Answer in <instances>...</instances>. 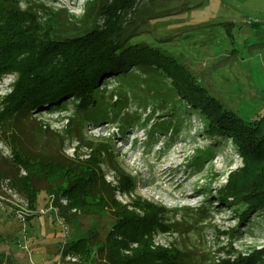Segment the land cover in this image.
Wrapping results in <instances>:
<instances>
[{
    "label": "rangeland",
    "instance_id": "1",
    "mask_svg": "<svg viewBox=\"0 0 264 264\" xmlns=\"http://www.w3.org/2000/svg\"><path fill=\"white\" fill-rule=\"evenodd\" d=\"M18 1L22 10L37 12L43 27L55 12L70 15L72 24L81 26L92 2ZM120 12L124 23L133 26L131 45L146 44L168 54L228 111L245 120L264 117V0H134L130 9ZM103 22L92 9L85 27L103 28ZM11 74L18 80L16 72ZM99 89L102 107L96 110L110 116L101 122H93L90 112L79 117L77 105L72 103L51 113L36 112L32 120L20 117L16 121L13 117L0 123V142L3 140L13 154V159L0 154V169L9 167L2 160L15 158L14 134L23 142L27 137L28 148L41 150L38 145L50 141L54 148L62 145L68 159L81 161L106 144L108 150L99 157L106 181L118 186L116 167L136 182L132 192L116 191L115 200L129 206L128 210H133L136 199L165 209L164 222L173 228L153 234L156 249L180 251L186 264L233 263L264 250V213L252 214L241 223L243 206L237 212L220 200L228 177L244 168L230 139L206 136L198 114L180 115L183 99L157 72L146 74L137 69ZM40 124L48 127L49 133L38 136L32 131ZM245 175L249 179L253 172ZM4 178H0V195L9 199L1 188ZM23 197L29 211L28 216L21 215L24 220L12 209L13 199L0 202L4 220H0V264H73L61 260L64 245L66 250L73 241L93 235L91 247L97 251L117 221L111 211L86 215L73 209L68 215L75 218L67 222L54 199L44 192L38 195L35 209ZM34 220L44 229L37 228ZM172 230L175 234L169 235ZM136 248L138 245L132 244L123 254L131 256ZM72 256L79 259L75 264H89Z\"/></svg>",
    "mask_w": 264,
    "mask_h": 264
},
{
    "label": "trees",
    "instance_id": "2",
    "mask_svg": "<svg viewBox=\"0 0 264 264\" xmlns=\"http://www.w3.org/2000/svg\"><path fill=\"white\" fill-rule=\"evenodd\" d=\"M133 3L134 0H92L84 20L96 9L104 27L86 28L85 21L75 26L70 15L59 12L50 13L45 22L47 26L43 27L36 11L22 10L18 0H0V78L11 72L18 74L12 94L3 102L0 123L13 117L16 121L20 117L32 120L36 112L51 113L72 103L77 105L79 117L90 112L93 122H101L110 117L96 110L100 105L98 95L102 94L99 89L102 84L106 86L113 79L126 78L137 69L146 74L157 72L183 99L184 106L178 110L179 114H198L206 136L218 137L220 141L230 139L243 159L244 168L231 173L222 186L221 202L236 211L243 206L241 223L251 219L252 214L264 213V117L245 120L228 111L168 54L146 44L131 45L133 26L126 25L124 16L118 11L130 9ZM32 131L38 136L45 135L49 128L40 124L37 129L33 126ZM12 140L15 158L2 161L15 169V173L2 177L12 180L32 208L37 207L38 195L44 192L54 199L55 207L67 222L75 218V215H68L73 209L86 215L111 211L117 220L99 250L91 247L92 235L73 241L66 247V254L79 256L89 264H186L182 252L152 247L155 232L173 228L164 222L162 206L136 199L133 210H128L129 206L115 200L116 191L132 192L136 182L116 167L113 171L119 175L118 186L106 181L103 162L99 160L101 153L108 150L106 144L100 145L103 150L95 149L90 158L81 161L68 159L63 154V146L54 148L50 141L38 145L41 150L38 147L33 150L25 144L27 137L23 142L14 134ZM22 151L26 152V157ZM20 167L26 176L21 175ZM252 172L253 176L248 179L245 174ZM61 200L68 204L63 206ZM132 244H137L138 248L131 256H125L123 250L131 249ZM260 262L264 263V250L233 263L223 261L220 264Z\"/></svg>",
    "mask_w": 264,
    "mask_h": 264
},
{
    "label": "built area",
    "instance_id": "3",
    "mask_svg": "<svg viewBox=\"0 0 264 264\" xmlns=\"http://www.w3.org/2000/svg\"><path fill=\"white\" fill-rule=\"evenodd\" d=\"M17 82L16 76L14 74L8 73L5 74L2 78H0V111L3 110V102L6 100V98L12 94L13 90H14V86ZM2 142H0V154L3 158L5 159H13L12 157V151L11 149L4 144L3 140H1ZM22 176H26V173L24 171L21 172ZM3 183L1 184V188H3L2 190H4L5 193H7L9 195V197L11 199H13L10 202V205L13 207H11L12 209H14L15 213L18 211V218L21 220H24L22 218L21 215H25L28 216L29 211L27 210V204L25 202V200L23 199V195L14 187L12 180L10 178H4L2 179ZM111 183V182H110ZM117 194V192H116ZM0 202L2 203H9L8 200H11L10 198H6L4 195H0ZM116 197V195H115ZM60 204H62L63 206L67 205L66 200L60 201ZM9 206V205H8ZM176 231L172 230L171 232H167L169 235H174ZM65 233V230H64ZM178 233V232H177ZM179 234V233H178ZM65 236V235H64ZM66 240V238H64ZM67 241V240H66ZM67 245V244H66ZM65 245L62 248V253H61V260L62 258L64 259L65 262L67 263H78L79 259L77 257H73L71 254H67L68 256L65 257L64 256V249ZM153 248L158 247L156 245L155 239L153 240ZM129 253V252H126ZM64 256V257H63Z\"/></svg>",
    "mask_w": 264,
    "mask_h": 264
},
{
    "label": "crops",
    "instance_id": "4",
    "mask_svg": "<svg viewBox=\"0 0 264 264\" xmlns=\"http://www.w3.org/2000/svg\"><path fill=\"white\" fill-rule=\"evenodd\" d=\"M23 152V151H22ZM25 154H26V152H23V157H26L25 156ZM15 173V169H13L12 167H8L7 169H3V170H1L0 169V177H2V176H4L5 174H8V175H13ZM3 215H0V220H2V222H4V220L3 219H1V217H2ZM34 222H36V227L37 228H40V229H44L40 224H39V222L38 221H36V220H34ZM39 224V225H38ZM1 226H4V223H3V225H1ZM46 229V228H45ZM51 233H52V236L54 235V233H53V230H51Z\"/></svg>",
    "mask_w": 264,
    "mask_h": 264
},
{
    "label": "bare ground",
    "instance_id": "5",
    "mask_svg": "<svg viewBox=\"0 0 264 264\" xmlns=\"http://www.w3.org/2000/svg\"><path fill=\"white\" fill-rule=\"evenodd\" d=\"M166 172V171H165Z\"/></svg>",
    "mask_w": 264,
    "mask_h": 264
}]
</instances>
